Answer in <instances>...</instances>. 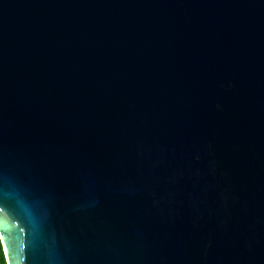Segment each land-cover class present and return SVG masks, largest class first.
<instances>
[{"label": "water", "instance_id": "obj_1", "mask_svg": "<svg viewBox=\"0 0 264 264\" xmlns=\"http://www.w3.org/2000/svg\"><path fill=\"white\" fill-rule=\"evenodd\" d=\"M8 264H264V0H0Z\"/></svg>", "mask_w": 264, "mask_h": 264}, {"label": "trees", "instance_id": "obj_2", "mask_svg": "<svg viewBox=\"0 0 264 264\" xmlns=\"http://www.w3.org/2000/svg\"><path fill=\"white\" fill-rule=\"evenodd\" d=\"M0 264H8L1 237H0Z\"/></svg>", "mask_w": 264, "mask_h": 264}, {"label": "snow or ice", "instance_id": "obj_3", "mask_svg": "<svg viewBox=\"0 0 264 264\" xmlns=\"http://www.w3.org/2000/svg\"><path fill=\"white\" fill-rule=\"evenodd\" d=\"M5 251H6V252L8 251L7 245L5 246Z\"/></svg>", "mask_w": 264, "mask_h": 264}]
</instances>
